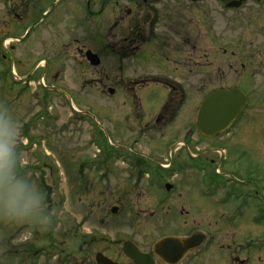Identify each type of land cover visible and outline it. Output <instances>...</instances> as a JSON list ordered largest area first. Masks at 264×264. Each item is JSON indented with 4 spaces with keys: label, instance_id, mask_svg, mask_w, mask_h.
Listing matches in <instances>:
<instances>
[{
    "label": "rangeland",
    "instance_id": "obj_1",
    "mask_svg": "<svg viewBox=\"0 0 264 264\" xmlns=\"http://www.w3.org/2000/svg\"><path fill=\"white\" fill-rule=\"evenodd\" d=\"M105 27V24H101L100 32H106ZM213 30L217 39L211 34L208 37L204 34L200 38L195 35L196 57L205 53L208 62L222 59L226 63H233L230 60L234 49L233 25L222 19L221 23L214 24ZM218 31H221L220 34ZM162 40H157L156 44L151 41L148 49ZM224 50L227 51L225 55ZM2 53L0 105H6L18 118L22 170L37 182L44 198L46 190L41 178L44 177L53 188V210L48 219L41 223L14 222L0 217V264H58L51 253L58 252L60 245L73 244L77 240L76 233L85 234L88 231L99 234L107 232L105 235L108 238L117 241L129 238L144 250L152 251L154 243L164 236H181L208 228L210 222L219 218L215 215L226 212L221 208L217 213L205 211L214 206L233 210V225L242 230L243 235L248 233V238L258 239L259 243L264 240V169L256 167L250 169L249 173H241L237 169L235 149L229 148L262 146L264 133L246 130L241 134L239 126L233 125L228 132L213 137L201 134L195 125L197 111L202 97L214 87L189 88L195 92L194 96L187 110L172 121L175 127L169 131L164 127L158 128L156 133L146 131L140 141L132 146L128 140L131 134L125 137L124 123L117 120L123 115L122 99H117L115 103L117 116L111 110L112 100L107 95L109 82L104 88L81 89L79 84L89 74L85 66L78 64V57L75 64L80 83L74 92L80 100L68 98L67 102L70 106L73 101L76 103L74 110L61 101L58 94H55L56 98L52 97V92L48 95L50 98L42 96L45 89L39 84L40 80L48 81L49 73L54 75L51 79L59 74L60 53L49 51L41 56ZM98 53L103 64V69L99 68V79L107 77L109 81L121 79L120 64L124 63V69L139 71L141 65L145 69L147 62H159H145L144 56L118 55L104 49H99ZM40 59L48 62V69L45 66L37 69L38 72L34 73L37 80L32 86L25 89L20 81L13 79V70H17L21 78L27 77ZM223 70L226 79H230L233 71L228 66H224ZM45 71L50 72L39 79L38 76ZM34 91L39 103L33 98ZM48 105L52 106H49V113ZM39 106L42 111H36ZM42 113L44 115L41 116ZM58 114H61L60 118L55 121L54 116ZM190 122L193 123L192 129L187 130ZM31 141L32 145L27 147ZM176 141H183L187 146L166 153V169L158 170L151 161L144 160L140 168L147 176L138 175L140 168L133 159L134 153L130 147L134 152L149 155L153 154L152 148L173 147L171 143ZM26 142L27 146L24 145ZM183 147H226L229 157L226 159L219 153L209 155L204 151L192 157L188 148ZM216 168H219L218 172ZM166 182L174 184L171 200L165 199ZM175 186L177 189H174ZM184 203L193 211L178 212ZM169 204L178 211H168L166 207ZM45 205L47 208L46 202ZM113 205L119 207L116 214L111 213ZM223 239V234H218L217 241ZM46 244L51 245V253L33 260V250ZM258 255L264 258V251ZM69 259H73V254L67 256L66 260Z\"/></svg>",
    "mask_w": 264,
    "mask_h": 264
},
{
    "label": "flooded vegetation",
    "instance_id": "obj_2",
    "mask_svg": "<svg viewBox=\"0 0 264 264\" xmlns=\"http://www.w3.org/2000/svg\"><path fill=\"white\" fill-rule=\"evenodd\" d=\"M230 1L232 0H0V54L5 52L6 55L41 56L49 51L60 53L59 74L51 79L54 75L45 71L38 78L45 77L48 72V81L39 82L41 88L45 89L42 96L47 98L52 92V97L56 98L55 94H58L65 103L68 98H76L79 102L80 97L74 92L79 86L81 89H98L104 88L109 82L107 95L112 100L111 110L115 114L116 100L122 99L123 115L117 120L124 123L125 137H129V134L133 136L132 139L131 136L128 138L132 146L140 141L146 131L156 133L158 128L164 127L166 131L174 128L172 121L187 110L195 93L189 88L194 87L241 89L246 94L247 101L230 128L233 125L239 126L241 134L246 130L264 133V0H244L239 8L228 6ZM222 19L233 25L235 32L234 49L230 55L233 63H226L222 59L208 62L205 53L196 57L195 35L200 38L204 34L206 37L211 34L216 38L214 24L221 23ZM101 24L106 25V32H100ZM220 32L218 31L219 34ZM161 39L162 42L148 49L147 45L151 41L156 44ZM99 49L124 56H144L145 62H159H147L145 69L141 65L139 71L124 69L123 63L120 64L121 79H99V68L103 69V64H92L87 55L89 51L99 55ZM223 54H227V51L224 50ZM77 57L80 61L78 64L85 66L89 74L79 86L75 64ZM71 60L74 62L69 63ZM40 66L48 69V62L40 59L27 77L21 78L17 70H13V75L27 89L37 80L34 73L38 72ZM224 66L233 71L230 79L223 75ZM69 69L71 73L68 74ZM56 89L59 90L55 91ZM213 90L202 97L200 104ZM35 92L33 98L38 102L37 97H34ZM72 104L76 106L74 101ZM59 115L61 114L54 116L55 121L60 118ZM192 126L193 123L190 122L186 129H192ZM171 145L174 147H154V152L151 151L153 154L149 155L134 152L133 147L130 149L139 168L144 160H149L159 170L166 167V153L180 148L176 146L177 141ZM261 145L229 147L235 149L237 169L241 173H249L250 169L256 167L264 169V145ZM183 148H188L192 157L198 156L202 151L210 155L218 150L224 151L226 159L229 157L226 147ZM138 175L147 176V173L140 168ZM174 189H177L176 186ZM171 190L165 192V199L171 200L174 194ZM185 204L179 211L171 204L166 208L182 214L192 212L193 209L190 211V207ZM219 208L226 212L215 215L219 218L210 222L208 228L199 230L206 234L205 242L187 252L180 262L171 264H264L263 256L258 255L260 251L263 254L264 240L259 243L258 239L251 236L248 238V233L243 235V231L233 225V210L214 206L205 211L217 213ZM220 233L224 239L218 242ZM105 234L107 232L76 233L77 240L71 245H60L58 252L51 253V245L46 244L39 245L32 253L38 255L35 253L37 250L48 255L51 253L58 264H104L101 262L103 259L106 264H135L124 251V241L110 239ZM140 249L148 252L156 264H170L155 256L152 251L144 250L141 246ZM70 254H73V259L66 260ZM35 257L31 256L33 260ZM40 257L44 256L41 254Z\"/></svg>",
    "mask_w": 264,
    "mask_h": 264
},
{
    "label": "clouds",
    "instance_id": "obj_3",
    "mask_svg": "<svg viewBox=\"0 0 264 264\" xmlns=\"http://www.w3.org/2000/svg\"><path fill=\"white\" fill-rule=\"evenodd\" d=\"M21 128L16 115L0 105V217L14 222L48 219L44 193L23 170Z\"/></svg>",
    "mask_w": 264,
    "mask_h": 264
},
{
    "label": "water",
    "instance_id": "obj_4",
    "mask_svg": "<svg viewBox=\"0 0 264 264\" xmlns=\"http://www.w3.org/2000/svg\"><path fill=\"white\" fill-rule=\"evenodd\" d=\"M241 1L243 0L237 2L238 6ZM88 56L93 64L100 62L96 54L88 53ZM246 100V95L238 88L219 89L211 93L203 101L198 113L197 126L200 132L206 136H214L228 128ZM44 184L47 190L46 201L49 203L48 208L50 209L52 187L45 182ZM167 187L170 188L169 185ZM112 211L116 213L117 208L114 207ZM205 238L203 233H196L186 238L168 236L154 245V253L166 262H175L188 250L201 245ZM125 251L137 264H155L154 259L149 254L140 252L136 245L129 240L125 242Z\"/></svg>",
    "mask_w": 264,
    "mask_h": 264
},
{
    "label": "bare ground",
    "instance_id": "obj_5",
    "mask_svg": "<svg viewBox=\"0 0 264 264\" xmlns=\"http://www.w3.org/2000/svg\"><path fill=\"white\" fill-rule=\"evenodd\" d=\"M165 166H168V164H166Z\"/></svg>",
    "mask_w": 264,
    "mask_h": 264
}]
</instances>
